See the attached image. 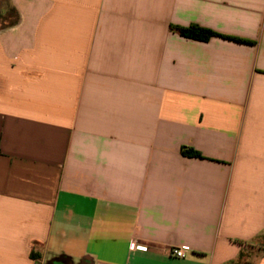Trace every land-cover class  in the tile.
<instances>
[{
  "label": "crops",
  "instance_id": "obj_1",
  "mask_svg": "<svg viewBox=\"0 0 264 264\" xmlns=\"http://www.w3.org/2000/svg\"><path fill=\"white\" fill-rule=\"evenodd\" d=\"M10 4L0 264H264V0Z\"/></svg>",
  "mask_w": 264,
  "mask_h": 264
},
{
  "label": "trees",
  "instance_id": "obj_2",
  "mask_svg": "<svg viewBox=\"0 0 264 264\" xmlns=\"http://www.w3.org/2000/svg\"><path fill=\"white\" fill-rule=\"evenodd\" d=\"M13 12H14V15H16V12L14 9H13ZM14 22H15V19L11 21V23H14ZM176 30L182 37L193 39V40H198V41H208L212 36H215V33H213L212 31L202 28V27H198V26H191L188 28H176ZM181 153L187 157L201 158V155L198 152L188 147H182Z\"/></svg>",
  "mask_w": 264,
  "mask_h": 264
},
{
  "label": "built area",
  "instance_id": "obj_3",
  "mask_svg": "<svg viewBox=\"0 0 264 264\" xmlns=\"http://www.w3.org/2000/svg\"><path fill=\"white\" fill-rule=\"evenodd\" d=\"M130 249L146 251L147 247L142 246V245H137L136 243H131ZM189 252H190V249H188L187 247L177 246L169 250V256L173 259L182 260L186 258Z\"/></svg>",
  "mask_w": 264,
  "mask_h": 264
},
{
  "label": "rangeland",
  "instance_id": "obj_4",
  "mask_svg": "<svg viewBox=\"0 0 264 264\" xmlns=\"http://www.w3.org/2000/svg\"><path fill=\"white\" fill-rule=\"evenodd\" d=\"M13 15V7L10 4V0H0V19L9 20V17Z\"/></svg>",
  "mask_w": 264,
  "mask_h": 264
}]
</instances>
